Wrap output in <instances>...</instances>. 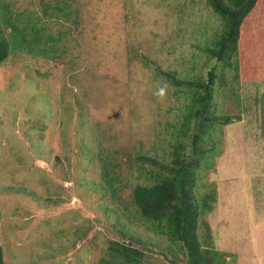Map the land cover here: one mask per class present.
<instances>
[{"label":"rangeland","instance_id":"obj_1","mask_svg":"<svg viewBox=\"0 0 264 264\" xmlns=\"http://www.w3.org/2000/svg\"><path fill=\"white\" fill-rule=\"evenodd\" d=\"M4 15L29 25L28 39L39 31L0 64L4 264H187L133 192L170 159L173 123L186 111L187 93L166 72L206 79L210 70L213 113L233 120L200 142L197 239L214 264L239 257L240 248L228 260L215 247L212 228L229 223L240 156L264 152V0L243 20L230 65L207 50L224 30L207 0H0L11 37ZM119 242H131L139 262L117 257Z\"/></svg>","mask_w":264,"mask_h":264},{"label":"trees","instance_id":"obj_2","mask_svg":"<svg viewBox=\"0 0 264 264\" xmlns=\"http://www.w3.org/2000/svg\"><path fill=\"white\" fill-rule=\"evenodd\" d=\"M207 1L224 21L223 33L214 46L207 50L220 59L230 56L227 59L230 65V59L237 51L240 27L255 7L257 0ZM3 17L11 27L12 34L11 37L6 36L1 23L3 19L0 17V64L8 56L10 48H22L24 44L31 45L33 40L39 37V31L32 28L33 39H28L29 25L20 28L12 16ZM46 50L47 48L38 51L46 53ZM166 75L171 84L187 93L186 111L173 123V128L177 132L174 135L176 139L170 159L162 162L157 170L149 172L148 179L152 180L150 183L136 184L133 192L134 202L141 216L153 224L151 226L153 231L167 233L170 240L184 250L187 264H214L211 255L208 254L210 251L207 250L205 253L201 248V240L197 239L198 203L193 185L196 169L202 164L208 151L200 142H206L205 136L211 127L217 124L226 125L233 118L229 115L213 113L215 70H210L206 79L180 78L169 72H166ZM139 168V175L144 177V165L141 163ZM110 248L116 252L117 257L130 263L139 262L138 256L141 252L128 242H119ZM0 264H4L1 246Z\"/></svg>","mask_w":264,"mask_h":264},{"label":"crops","instance_id":"obj_3","mask_svg":"<svg viewBox=\"0 0 264 264\" xmlns=\"http://www.w3.org/2000/svg\"><path fill=\"white\" fill-rule=\"evenodd\" d=\"M240 161L245 163L233 175L239 179V196L228 194L229 223L220 226L215 221L214 245L225 250L228 260L231 252L240 248L239 257H234L231 264H264V152L245 153ZM251 161L259 168H253Z\"/></svg>","mask_w":264,"mask_h":264},{"label":"water","instance_id":"obj_4","mask_svg":"<svg viewBox=\"0 0 264 264\" xmlns=\"http://www.w3.org/2000/svg\"><path fill=\"white\" fill-rule=\"evenodd\" d=\"M128 244H130V245H131V242H128Z\"/></svg>","mask_w":264,"mask_h":264}]
</instances>
